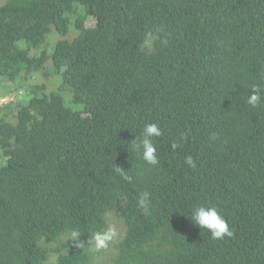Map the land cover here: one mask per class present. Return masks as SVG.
Here are the masks:
<instances>
[{
  "label": "trees",
  "instance_id": "obj_1",
  "mask_svg": "<svg viewBox=\"0 0 264 264\" xmlns=\"http://www.w3.org/2000/svg\"><path fill=\"white\" fill-rule=\"evenodd\" d=\"M2 81L0 264H92L111 211L115 264H264V0H5ZM210 204L231 237L191 221Z\"/></svg>",
  "mask_w": 264,
  "mask_h": 264
},
{
  "label": "clouds",
  "instance_id": "obj_2",
  "mask_svg": "<svg viewBox=\"0 0 264 264\" xmlns=\"http://www.w3.org/2000/svg\"><path fill=\"white\" fill-rule=\"evenodd\" d=\"M154 37L148 36L145 40V46L151 49ZM250 106L256 107L261 103L260 89L254 87L252 94L246 101ZM161 129L155 123H147L140 132L139 137L134 139V147L140 153L142 160L152 166L160 164L157 156L154 138L161 135ZM175 148V144L173 145ZM185 163L191 167H195V163L191 156L185 158ZM117 172L123 173L121 167L116 168ZM140 205L147 210L150 206L149 194L143 193L140 198ZM191 221L200 229H206L212 239L219 240L224 237H231L233 232L230 230L228 223L215 205H198L191 210ZM77 232H72L71 236L75 238ZM115 236V230L111 229L103 234L97 233L93 237L94 250H99L108 246V242Z\"/></svg>",
  "mask_w": 264,
  "mask_h": 264
},
{
  "label": "rangeland",
  "instance_id": "obj_3",
  "mask_svg": "<svg viewBox=\"0 0 264 264\" xmlns=\"http://www.w3.org/2000/svg\"><path fill=\"white\" fill-rule=\"evenodd\" d=\"M5 0H0V3H3ZM92 23L91 19L88 21V24ZM54 33H51L48 35L47 40H51L52 39V35ZM59 36H56V38ZM55 39V37H54ZM52 39V40H54ZM4 82L3 84L0 83V102L3 103V101H5L4 99L6 98V96H9V92H15L17 94L13 95L12 97L14 98L13 100L16 101L19 98H22V90H17L16 88H18L16 85L13 84V86H11V83H9L8 81H2ZM24 91V90H23ZM25 92V91H24ZM8 93V95H7ZM11 97V98H12ZM65 102L68 105L73 106L74 108H76L75 105H72L70 103H68V99L65 98ZM0 103V104H2ZM14 109V107H13ZM12 109V110H13ZM9 110V107H6L3 112H6ZM14 112V111H12ZM111 229L115 230V236L113 237V239L111 241L108 242V246L105 248H101L99 250H94V242H93V238L88 242V251L90 252L91 255V262L92 264H115L114 262V257L116 254V243L120 240V238L123 236L124 233V226H123V222L120 218L119 215H117L115 212H109L108 213V221H107V226L104 230H102L101 232H99L100 234H103ZM47 248L49 249L50 252V258L45 261L43 264H54L55 263V259L57 256V252L55 250V245L52 243H46Z\"/></svg>",
  "mask_w": 264,
  "mask_h": 264
},
{
  "label": "built area",
  "instance_id": "obj_4",
  "mask_svg": "<svg viewBox=\"0 0 264 264\" xmlns=\"http://www.w3.org/2000/svg\"><path fill=\"white\" fill-rule=\"evenodd\" d=\"M10 98H11V97H10ZM10 98H9V99H10ZM4 100L6 101V100H7V98H5ZM3 102H4V101H3Z\"/></svg>",
  "mask_w": 264,
  "mask_h": 264
}]
</instances>
